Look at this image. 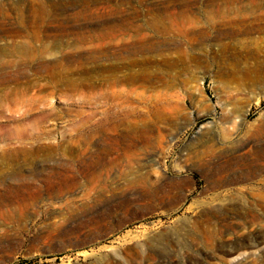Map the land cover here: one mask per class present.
I'll return each instance as SVG.
<instances>
[{
	"label": "rangeland",
	"instance_id": "1",
	"mask_svg": "<svg viewBox=\"0 0 264 264\" xmlns=\"http://www.w3.org/2000/svg\"><path fill=\"white\" fill-rule=\"evenodd\" d=\"M1 1L11 22L29 3ZM39 1L59 16L39 51L0 41V264H264V244L204 231L237 218L216 194L256 181L209 186L264 149V68H235L264 56V0H89L80 20ZM206 145L224 155L204 166Z\"/></svg>",
	"mask_w": 264,
	"mask_h": 264
},
{
	"label": "bare ground",
	"instance_id": "2",
	"mask_svg": "<svg viewBox=\"0 0 264 264\" xmlns=\"http://www.w3.org/2000/svg\"><path fill=\"white\" fill-rule=\"evenodd\" d=\"M74 1L82 3L83 9L78 13L69 16L68 19H86L88 16V7L86 6L90 1ZM5 5V2H0V41H5L6 43L12 45L14 49L20 54H29L34 56L33 53L39 50H36L33 45L41 41L42 35L46 31L48 25L55 24L59 21V16L49 10L41 1L29 0V3H27L25 9L18 8L16 10V16L14 17L15 22H11L12 13L10 12V9H6L4 7ZM12 12L14 13V11ZM10 24L15 27L5 29V26ZM80 38L83 40L86 37L85 35L81 34ZM259 48H257L258 51ZM235 68L239 70V72L236 73L238 75L241 72L244 75H251L253 72H258L257 70L264 68V56L261 59H257L254 63L236 60ZM8 80L10 79H6V81ZM120 96L122 95L120 94ZM256 128V132L252 134L251 137L258 139L264 136V122H261L259 127ZM205 147L206 150L198 153L200 165L206 166L208 165L207 162H209L211 159L221 157V155L224 153H217L214 145H206ZM235 157H237V155ZM258 163H260V165H258ZM252 179H256V181L250 185L237 186L227 190L224 189L225 191L215 195L214 201L216 200L220 202H226V204L236 205L237 218L234 221L224 224L218 228L212 227L207 223L208 228L204 229V231L207 232L209 237H213L215 233L226 234L230 231H237L238 233H242V235L244 234V238L249 241V248H246L247 250H260L259 247L264 244V149L256 151L253 154L251 161L246 163L243 168H239L237 170H232L230 166H223L216 169L213 168L209 175V186L215 190L227 188L230 185ZM221 194H224V198L221 196ZM208 205L209 206L204 207L203 210H201V213L204 214L206 218H210L208 217L210 213L216 216H221L220 207H212V204ZM73 249L79 250L80 248ZM98 252L99 257L96 258L95 261L88 264H102V261L105 259H109L113 264H121V261L125 260L119 257L118 254H113L111 251H105L102 253V248H100ZM93 255V253L88 254L84 252L78 253L77 257H85L84 261L86 260L88 262L89 257H92ZM252 262V264H256L254 260Z\"/></svg>",
	"mask_w": 264,
	"mask_h": 264
}]
</instances>
